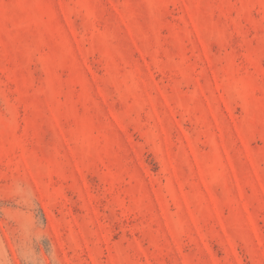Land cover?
Returning <instances> with one entry per match:
<instances>
[{
    "label": "rangeland",
    "instance_id": "374dc122",
    "mask_svg": "<svg viewBox=\"0 0 264 264\" xmlns=\"http://www.w3.org/2000/svg\"><path fill=\"white\" fill-rule=\"evenodd\" d=\"M0 264H264V0H0Z\"/></svg>",
    "mask_w": 264,
    "mask_h": 264
}]
</instances>
